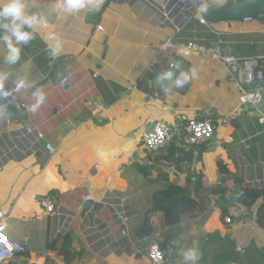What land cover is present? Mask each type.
Wrapping results in <instances>:
<instances>
[{"label":"crops","instance_id":"obj_1","mask_svg":"<svg viewBox=\"0 0 264 264\" xmlns=\"http://www.w3.org/2000/svg\"><path fill=\"white\" fill-rule=\"evenodd\" d=\"M230 3L206 0L204 26L196 0H90L78 12L58 7L62 0H25L38 22L25 26L33 38L17 45L20 59L10 62L0 40V94L8 93L0 104V224L27 252L3 264H64L49 245L59 247L66 234L79 264H151L152 242L174 247L166 264H264V233L253 213L232 206L226 225L216 197L211 209L174 227L165 228L162 214L153 213V236L137 238L145 214L168 186L191 193L200 179L210 190L227 180L225 169L230 191L264 189V101L259 109L241 106L222 64L181 55L190 42L219 41L225 54L264 66V17L247 23L246 16L216 14ZM162 9L183 24L180 32L158 24ZM49 33L56 39L47 40ZM171 38L177 48L159 54ZM57 41L60 52L52 56L49 44ZM169 69L172 77L161 79ZM190 69L196 76L178 86L180 72ZM21 80L24 87L17 89ZM38 90L45 99L33 110ZM195 118L212 120L215 135L188 159L178 145L173 154L167 147L142 149L155 123H167L176 135ZM27 128L44 133L55 153L49 155ZM47 198L55 203L50 216L42 206ZM86 203L93 211L84 215ZM189 252L194 259L186 258Z\"/></svg>","mask_w":264,"mask_h":264},{"label":"built area","instance_id":"obj_2","mask_svg":"<svg viewBox=\"0 0 264 264\" xmlns=\"http://www.w3.org/2000/svg\"><path fill=\"white\" fill-rule=\"evenodd\" d=\"M206 6V0H196L195 12L199 14L198 21L201 25L208 26V22L201 9ZM160 18L159 25H171L176 33L180 32L183 24H175L172 20L171 12L162 9L159 10ZM264 16L245 17L244 22H257ZM101 29V28H99ZM177 45L174 38H171L161 44L159 54H164L175 50ZM181 55L187 59L207 57L213 61H217L225 68L229 82H231L240 93L241 106L259 109L264 101V66L257 59H242L225 54L219 41L211 45H201L190 42L181 48ZM175 63L171 64L174 67ZM68 82V78L63 80L61 84L64 87ZM104 105L100 106V110H104ZM181 129L180 134L174 135L173 128L164 122L155 123L152 128L146 132L142 138L141 147L147 153L157 152L170 145L172 141L179 140L176 145L180 147L183 153L189 154L194 152L196 148H200L207 144L215 135V125L209 118H195L186 121V125H181L176 131ZM27 135H34L36 142H45V150L49 155L55 153V148L46 143L44 133L37 131L34 128H27ZM175 138V139H174ZM178 138V139H177ZM92 198L85 196L84 201L89 202ZM124 203L127 199L123 200ZM42 206L46 215L50 216L55 211V203L47 198L42 201ZM231 223V220H227ZM169 248V247H168ZM240 254L245 255L246 250L239 248ZM27 248L19 242L12 241L6 234V228L0 224V264L10 262L15 259L19 253H26ZM148 259L151 264H166L168 258L161 243H153L148 251Z\"/></svg>","mask_w":264,"mask_h":264},{"label":"trees","instance_id":"obj_3","mask_svg":"<svg viewBox=\"0 0 264 264\" xmlns=\"http://www.w3.org/2000/svg\"><path fill=\"white\" fill-rule=\"evenodd\" d=\"M243 2L241 0H232V3L228 4L223 12H216V14L219 16L227 14L230 18L241 16L258 18L261 15L264 16V0H244ZM143 82L139 84V87L143 88V91L149 92L143 86ZM3 97L4 95L0 94V104L5 103ZM167 148L169 149V154L177 153L178 151L176 141H172ZM167 148L157 152H164ZM182 156H184L183 160L189 158V154L183 152ZM166 158L169 159L168 157ZM221 171L223 174L228 175L227 180L212 189L210 188V190L205 189L200 179L197 181L196 187L191 193H189L188 189L186 190L183 187L173 185L162 190L159 194L160 198L154 200L153 208L145 214L146 219L144 225L137 231V238L141 240L153 236L154 229L149 225V218L153 213L159 212L162 214L163 226L165 228L174 227L179 225L183 219H195L211 209V197L218 198L223 210L222 219L226 225L228 224L225 219L229 217V208L236 205L239 209H245L253 213L257 227L264 233V189L259 190L240 186L234 191H230L226 184L230 178V173L225 169ZM59 239L62 240V244L59 247H57L55 243L49 245V248L56 252L58 259L64 264H79V256L73 254L70 250L71 238L69 235L66 234ZM153 243L155 242H152V244ZM162 248L167 258L175 251L174 247L170 246V242L162 244Z\"/></svg>","mask_w":264,"mask_h":264},{"label":"clouds","instance_id":"obj_4","mask_svg":"<svg viewBox=\"0 0 264 264\" xmlns=\"http://www.w3.org/2000/svg\"><path fill=\"white\" fill-rule=\"evenodd\" d=\"M90 0H62V4H58V7H63L68 12H78L88 6ZM103 2V0H101ZM205 9H201L203 11ZM38 22L36 14L29 15L26 10L25 0H0V29H5V33L0 36V40L6 43L8 49L7 59L15 63L20 59L21 49L17 46L21 42L27 43L33 38V32L26 31L25 26L31 28ZM47 40L56 39L54 33H49ZM15 41V43L13 42ZM52 49L51 55L57 56L60 52L61 45L59 41L53 46L49 44ZM196 76L194 69L188 71H181L179 77L175 83L178 86H183L186 82L193 79ZM172 72H165L160 78H171ZM24 87V81L17 83V89ZM4 88V79L0 77V89ZM165 92H170V89H165ZM4 95H8L7 92ZM34 95L38 97L37 104L33 106V110L39 104L44 102V95L38 90ZM162 245V244H161ZM150 248V247H149ZM149 251V250H148ZM186 258L194 259L195 253L189 252Z\"/></svg>","mask_w":264,"mask_h":264},{"label":"water","instance_id":"obj_5","mask_svg":"<svg viewBox=\"0 0 264 264\" xmlns=\"http://www.w3.org/2000/svg\"><path fill=\"white\" fill-rule=\"evenodd\" d=\"M192 183H193L194 186H195V181H194V180L192 181ZM194 186L192 187V189H194ZM83 209H84V211H83V214H84V215H85L86 213H88V212L93 211L91 205L88 204V203L84 204Z\"/></svg>","mask_w":264,"mask_h":264},{"label":"rangeland","instance_id":"obj_6","mask_svg":"<svg viewBox=\"0 0 264 264\" xmlns=\"http://www.w3.org/2000/svg\"><path fill=\"white\" fill-rule=\"evenodd\" d=\"M169 71H171V72L173 73L174 70H173V69H169ZM169 71H168V72H169Z\"/></svg>","mask_w":264,"mask_h":264}]
</instances>
